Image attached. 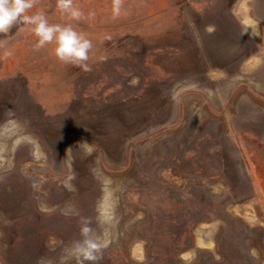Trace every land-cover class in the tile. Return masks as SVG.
I'll return each mask as SVG.
<instances>
[{
  "label": "rangeland",
  "instance_id": "rangeland-1",
  "mask_svg": "<svg viewBox=\"0 0 264 264\" xmlns=\"http://www.w3.org/2000/svg\"><path fill=\"white\" fill-rule=\"evenodd\" d=\"M73 6L27 14L83 33L90 71L0 34V264H60L83 218L99 264H264V0Z\"/></svg>",
  "mask_w": 264,
  "mask_h": 264
},
{
  "label": "clouds",
  "instance_id": "clouds-1",
  "mask_svg": "<svg viewBox=\"0 0 264 264\" xmlns=\"http://www.w3.org/2000/svg\"><path fill=\"white\" fill-rule=\"evenodd\" d=\"M123 0H112L113 19L121 13ZM35 0H0V34L7 35L17 25L31 26L29 31L37 38L36 48L40 49L48 44H55L56 58L65 64H72L90 71L89 52L92 42L83 33L77 32L71 25L50 24L43 11L28 15L34 7ZM57 7L73 19L79 20L82 12L73 6V0H57ZM207 31L212 32L209 27ZM8 41L0 40V49H5L4 55L11 56L7 50ZM104 223L103 220L100 221ZM91 221L83 218L80 227V239L74 241L64 250L60 264H99L102 249L107 247L90 226ZM257 256L255 250L252 253ZM45 264H51L50 261Z\"/></svg>",
  "mask_w": 264,
  "mask_h": 264
},
{
  "label": "flooded vegetation",
  "instance_id": "flooded-vegetation-1",
  "mask_svg": "<svg viewBox=\"0 0 264 264\" xmlns=\"http://www.w3.org/2000/svg\"><path fill=\"white\" fill-rule=\"evenodd\" d=\"M59 191H58V193L57 194H53L52 195V197L53 198H55L56 199V202L58 203L57 204V206H60V205H63L65 202H66V200H65V195L63 196V194L65 193V191H61V189H64V186H62V187H56ZM75 188L76 189H79L80 187L79 186H75ZM66 190L67 189H71V188H65ZM56 192H57V190H56ZM63 193V194H62ZM44 197V196H43ZM42 196H41V198H43ZM3 211V210H2ZM4 212V211H3ZM6 212V211H5ZM4 212V213H5ZM19 213H21L22 212V210H20V211H18ZM18 213V214H19Z\"/></svg>",
  "mask_w": 264,
  "mask_h": 264
}]
</instances>
